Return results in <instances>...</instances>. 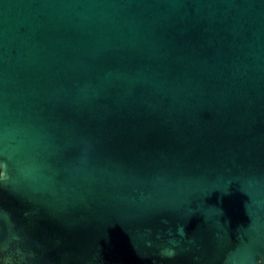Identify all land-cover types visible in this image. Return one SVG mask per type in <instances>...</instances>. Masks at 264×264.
Instances as JSON below:
<instances>
[{
  "label": "water",
  "instance_id": "obj_1",
  "mask_svg": "<svg viewBox=\"0 0 264 264\" xmlns=\"http://www.w3.org/2000/svg\"><path fill=\"white\" fill-rule=\"evenodd\" d=\"M0 264H264V0H0Z\"/></svg>",
  "mask_w": 264,
  "mask_h": 264
}]
</instances>
